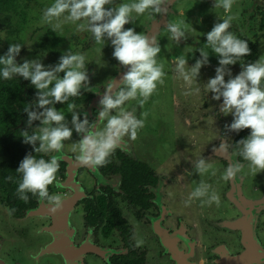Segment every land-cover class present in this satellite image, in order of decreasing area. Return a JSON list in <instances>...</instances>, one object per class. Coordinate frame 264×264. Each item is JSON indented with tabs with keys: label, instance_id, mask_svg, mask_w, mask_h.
I'll return each mask as SVG.
<instances>
[{
	"label": "flooded vegetation",
	"instance_id": "af4514ba",
	"mask_svg": "<svg viewBox=\"0 0 264 264\" xmlns=\"http://www.w3.org/2000/svg\"><path fill=\"white\" fill-rule=\"evenodd\" d=\"M181 1L165 0L166 12L146 13L124 26L158 40L161 51L157 62L163 65L164 83L157 85L143 106L138 101L126 102L125 107L143 119L144 125L137 130L135 139L129 136L122 139L104 166L94 168L77 159L78 153L72 152V146L83 133L73 129L59 154L56 179L61 187L56 188L55 182L48 186L50 195H60L62 199L55 211L50 201H41L31 193H27L29 199L24 201L12 192L11 187L17 190L21 179L16 169L27 154L48 159L57 153H35L30 144L23 142L25 131L32 134L41 127L39 121L28 126L24 111L26 106L35 108L38 90L19 76L0 79V217L4 212L6 223H13V218L15 224L4 227L0 221V228L9 233L0 235V254H5L6 239L12 242L18 237L22 243L20 230L33 226L34 235L47 236L32 253L37 261L48 255L59 259L60 264H264V170L255 173V181L248 163L232 156L236 144L250 129L237 133L226 127L232 122V115H223L219 110L222 98L213 100L212 93L206 91L205 84L215 76L217 55L208 50L209 63L201 67L197 83L191 89L165 84L170 67L163 61L172 66L173 76L179 77L172 62L183 56L189 63L187 67L193 66L200 58L199 49L206 43L204 34L225 15L222 8L215 7V0H190L197 9L192 14L187 11V17L193 20V25H189ZM237 1L241 8L231 9L235 19L229 30L248 40L251 54L242 57L241 63H250L264 55L261 40L264 1ZM53 2L0 0V55L11 43H20L18 63L38 59L47 68L54 67L67 52L83 54L89 79L82 86L81 95L45 107L54 106L64 112V123L72 128V113L67 105L73 103L81 118L87 113L89 122L101 131L105 122H98L97 113L106 82L115 80L119 85L127 68L112 56L110 41L97 43L90 32L78 31L71 22H63L61 18V29L53 32L50 24L42 22L43 10ZM120 2L131 0H113V4L105 7H115ZM258 22L262 30L256 39L252 28ZM170 23L181 25L185 30L183 38H172L167 29ZM241 63L227 66L233 76L242 70ZM57 75L62 78L63 73ZM228 78L226 75L225 79ZM91 87L97 88L98 94L87 90ZM116 90L119 88L113 91ZM159 96L169 98L171 117L183 128L172 131L170 142L150 150L157 139L151 145L145 140L164 133L157 125L155 103ZM222 140L227 142L226 152L218 151ZM166 147L175 149L167 161ZM200 158L212 164L215 174L212 170L203 175L196 171L195 164ZM233 159L240 161L241 171L235 179L224 181L221 175ZM247 169L249 173H245ZM201 182L210 185L209 195L215 191L219 205L207 204V197L189 201V194ZM257 195L262 199H255ZM35 219L40 223H34ZM0 264L25 263L19 257L14 256L10 263L0 256Z\"/></svg>",
	"mask_w": 264,
	"mask_h": 264
},
{
	"label": "clouds",
	"instance_id": "9594fccd",
	"mask_svg": "<svg viewBox=\"0 0 264 264\" xmlns=\"http://www.w3.org/2000/svg\"><path fill=\"white\" fill-rule=\"evenodd\" d=\"M164 3L165 0H131L106 8V5L113 4V0H54L43 10L42 22L50 24L53 32L61 29L62 18L63 22L76 25L78 31L90 32L97 43L110 41L113 47L112 56L127 68L119 85L115 80L106 82L104 95L99 100L101 107L97 113L98 122H105L101 131L96 130L95 123L89 122L87 113L81 118L73 103L67 105L68 111L72 113V128L64 123V112L58 111L54 106L45 107L64 103L70 97L81 95V88L87 85L89 79L83 54L67 52L60 56L54 67L47 68L38 59L18 63L16 57L21 51L20 43H11L7 51L0 55V79L12 80L19 76L29 80L38 90L35 108L26 106L24 111L27 113L28 126L33 121H39L41 127L32 134L25 131L23 142L30 144L35 153H57L48 159L36 158L29 153L20 161L16 172L21 179L16 191L21 200L27 201V193H31L41 201H50L53 211L61 206V196L50 195L48 186L55 182L56 188L61 187L60 181L56 179L61 159L59 154L63 150L64 141L72 136L73 129L77 133H83V136L72 146V152L78 153L77 159L82 164L94 168L105 165L125 136L136 138L137 130L143 127L144 121L125 107L126 102L138 101L143 106L157 85L164 83V71L163 65L157 62L158 53L161 51L158 40L143 32H136L132 27L125 29L124 26L134 23L146 13L166 12ZM233 3L234 0H215V7L222 8L225 15L220 18L221 22L215 23L204 34L206 43L199 49L200 58L193 66L186 67L187 60L183 56L176 57L172 63L177 75L186 85L192 86L201 67L209 63L208 50L217 55L215 76L208 79L205 84L206 91L212 93L213 100L220 101L222 98L219 110L223 115H232L233 120L226 127L237 133L250 129L249 134L236 144V151L232 156L242 158L255 174L264 170V55L253 62L241 63L242 57L251 54V49L248 40L239 38L229 30L235 19L230 14ZM54 21L57 22L53 23ZM80 21L84 23H78ZM167 29L174 39L180 40L185 35L180 24L170 23ZM238 61L242 70L233 76L227 66L235 65ZM61 72L62 78L57 75ZM226 75L229 77L227 80ZM117 88L119 90L113 91ZM87 90L98 94L97 88L91 87ZM196 91L199 92V88ZM227 150V142L222 140L218 151ZM231 161L221 175L224 181L235 179L241 171L240 161ZM195 169L201 175L209 170H212V174L216 171L203 158L196 161ZM209 189V184L201 182L189 194V201L207 197V204L219 205L218 195L215 191L209 195Z\"/></svg>",
	"mask_w": 264,
	"mask_h": 264
},
{
	"label": "rangeland",
	"instance_id": "374dc122",
	"mask_svg": "<svg viewBox=\"0 0 264 264\" xmlns=\"http://www.w3.org/2000/svg\"><path fill=\"white\" fill-rule=\"evenodd\" d=\"M264 0H259V3H262ZM235 4L232 6V10H236L241 8V4L237 1L234 0ZM180 5H184V9L186 12L185 18L187 19V24L189 25H193V20L191 18L187 17V11H191V14L194 13V10L197 9V6L195 3H190V0L184 1L182 0L181 2H179ZM177 4V5H179ZM177 7V6H176ZM209 17V16H207ZM258 21V19H257ZM198 28H201L199 23H198ZM261 30L260 26H259V22L256 23V25H254V27L252 28V31L254 32V34H256V39H258L260 37L261 34ZM261 40L264 41V32L262 33L261 36ZM163 64L169 68V73H170V77L168 78V80H165V84L166 85H170L171 87H175V86H180L182 85L184 88H187L185 84V82L182 80V78L180 77H174L173 74L171 73L172 71V66H169V63L167 61H163ZM189 63H187L188 66ZM186 66V67H187ZM197 80V78H196ZM197 83V82H196ZM194 85V84H193ZM192 85V86H193ZM192 86L189 87V89L192 88ZM190 94V93H189ZM156 105V110L158 112V119L159 122L157 123L158 128H160L161 131H163L164 133L159 136V133L157 134V136L155 134L149 136L148 139H146L145 143H147L149 141L148 144H150V142L152 141V143H156V141L154 139H157V144H155L153 147H150V150H155L154 148H159V146H161L162 144H164V142H170V135L172 133V131L174 129H179V128H183V125L179 122H176L175 124V120L174 118L171 117V113H170V100L168 97H163V96H159L158 97V101H156L155 103ZM160 137V139H159ZM179 140V138H177ZM180 141V140H179ZM151 145V144H150ZM172 150L175 151L174 148H170V147H166L164 148V155H165V160H170L172 158ZM165 162V161H164ZM250 170L247 169L245 173H249ZM254 180L256 181V175L254 174ZM255 199L260 200L262 199V196L257 195L255 196ZM3 214H1L0 217V221L1 223H4V227L5 226H12L15 225L14 224V220L12 218L13 223H6V219H5V215L4 212H2ZM34 223H40L39 220L35 219ZM24 222V221H23ZM22 222V223H23ZM33 230V226H31L30 228L26 229H22L20 230V234H18V236L20 235L23 240L22 243L19 242L18 237H15V242L12 241L10 242L9 239H6V241L4 242V249H3V253L5 252V254H0V256L6 261V262H12L13 257H19L21 258L22 262H24L25 264H46L47 261L52 262L53 264H60L59 263V259H55L54 257H49L48 255L40 258L38 261L32 257V253L34 254L36 252V250L38 249V247L42 244V242L46 239L47 236L42 234H37L34 235V232L32 233ZM6 233H8L7 229H2L0 228V235L2 236V234L4 235ZM9 234V233H8ZM17 234V233H16Z\"/></svg>",
	"mask_w": 264,
	"mask_h": 264
},
{
	"label": "trees",
	"instance_id": "16d2710c",
	"mask_svg": "<svg viewBox=\"0 0 264 264\" xmlns=\"http://www.w3.org/2000/svg\"><path fill=\"white\" fill-rule=\"evenodd\" d=\"M263 25H264V17H263ZM11 188H12V192H13V194H14V193H17V192H16V189H15L14 186H12ZM9 190H10V188H9Z\"/></svg>",
	"mask_w": 264,
	"mask_h": 264
}]
</instances>
